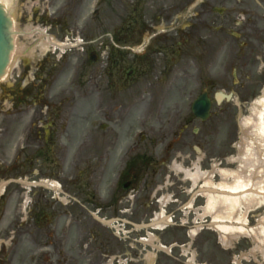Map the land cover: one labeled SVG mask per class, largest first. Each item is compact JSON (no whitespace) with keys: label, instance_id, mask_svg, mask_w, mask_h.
<instances>
[{"label":"flooded vegetation","instance_id":"flooded-vegetation-1","mask_svg":"<svg viewBox=\"0 0 264 264\" xmlns=\"http://www.w3.org/2000/svg\"><path fill=\"white\" fill-rule=\"evenodd\" d=\"M94 1L13 0V3L55 4L59 2V6H62L61 13L64 14L67 11V15L77 21L84 18V7ZM99 1L104 3V11H111L115 2H119L121 7L119 24L114 28L109 27L107 33L131 37L128 39L129 42L124 41L126 45L122 43L109 45L104 54L102 67L105 83L102 97L104 109L100 111L109 125H100L97 128L92 125H84L83 128L87 129L88 134L81 138L80 131L74 130V127L68 124L73 108L71 110L63 108L65 99L61 95H59V122L63 115L69 118L65 121L66 124L64 122L59 124V130L52 123L41 125L42 112L34 114V120L25 130L26 136L23 140L26 148L29 146L37 150L33 156L25 158L23 161L30 167L36 159L46 162V164H54L52 162L54 154H56L60 194L65 195V198L59 196V202L57 200L49 204V200L43 196L44 205L40 210L27 211L25 220L21 222L25 228L24 234L29 244L40 247L42 255L40 262L37 258L33 262L25 261L23 264H59L60 261H65L67 264L68 261H74L71 258H63L62 255L59 258L61 254L59 244L65 243L62 241L59 243V225L65 216L68 217L65 227L67 231L71 227L75 238L77 236L79 239L84 233H93L96 236L95 245L93 246L91 243L89 245V249L92 251V264H107L112 255L121 256L123 243L116 236L106 237L107 228L102 226L96 216L116 215L123 218L125 214L127 215V202L124 197L129 191L132 192V206L137 207L139 204L141 209H144L143 207L147 210L152 209L149 204L143 205L142 191L147 190L150 183L162 174L163 168L175 148L196 147L199 151L205 150L206 152L209 139L219 132V128H223L222 118L227 112L223 110V106L226 107L230 104L222 91V77L218 76H210L205 80L199 76L195 98L191 102L185 101L189 100L191 81L196 70L198 75L202 73L210 75L209 70L217 68L218 53L224 47V26L223 21L219 18H222L224 13L222 8L212 5L231 0ZM240 1L242 0H235L237 4ZM65 6L67 7L65 8ZM89 15H92L91 19L93 20L97 14L93 10ZM208 16L213 18L208 19ZM183 17L188 22H184L182 29L183 25L177 26V24ZM190 18L193 19L190 20ZM234 24L237 29L234 34L237 47L248 50L250 55L252 54L254 59L258 60L257 53L264 52V0H248L247 17L234 21ZM169 34L183 37L184 40L182 43H177L173 36H168ZM133 38L140 39L142 43L135 45L138 41L132 42ZM134 48L139 49L134 50ZM128 51L133 53L131 59ZM181 51L189 63L182 70L177 71L173 62L168 67L164 61L161 70L158 69L159 64H154L155 62L159 63L156 54L164 53L166 58V54L174 57L180 55ZM44 58L41 62L44 61ZM200 58L209 60L205 61ZM261 58L263 57L261 56ZM129 61L130 67H128ZM99 62L100 57L96 55V61L89 64L95 66ZM21 64L27 63L22 60ZM191 65L196 66L195 73L192 74ZM24 66L27 68L29 64ZM204 69L205 71H203ZM37 71H40V66L36 68V72H33V78H30L23 86V90L36 81L34 76ZM214 73L216 72L214 71ZM21 74L20 71L16 78H20ZM136 74L145 77L144 81L154 87L149 106L150 110L152 107L156 108L154 111L155 121L161 123L158 132L162 135L157 134L148 143L147 135H144L141 136L139 142L130 144L124 131L112 129L114 128L111 125L112 105L113 102H116V91L124 92ZM163 74H166L167 78L161 77ZM259 77L264 79V72H261ZM95 78L92 76L89 79L94 90L90 94H84V98H88L93 108L96 101L95 95L98 92L96 91ZM83 80H85L83 76L75 79L78 89ZM165 82H168L167 85ZM16 85L21 86L19 83ZM78 94L79 92L72 96L81 98V94ZM200 97H205L210 107L207 113L208 119L205 121L196 118L192 113V105ZM70 101V106L72 107L73 104L75 106L76 98H72ZM14 105L15 102H13L11 111H14ZM126 113L119 108L118 113L115 114L117 122L123 124ZM45 115H47L46 111ZM167 139H169L167 146L160 149L161 144H165ZM15 142H18V137ZM74 147L77 149L69 157V149ZM55 148H61V151L55 153ZM153 186L147 190V196L150 195ZM57 206L58 208H56ZM84 212L90 215V219H87ZM101 234H103L102 238Z\"/></svg>","mask_w":264,"mask_h":264},{"label":"rangeland","instance_id":"rangeland-1","mask_svg":"<svg viewBox=\"0 0 264 264\" xmlns=\"http://www.w3.org/2000/svg\"><path fill=\"white\" fill-rule=\"evenodd\" d=\"M114 5L111 11L105 10L103 13L98 14L101 4L99 0H95L90 5L84 7V18H80L77 21L69 17L67 11L64 14L61 13L60 8L62 6H59V2L55 4H11L8 7L15 30L18 33L15 38L16 51L14 63L16 58H21L29 61V66L26 68L24 66L26 64H19V67L16 69L10 67L7 78L0 83V184L7 183L4 187V195L0 197V264H23L25 261L27 263L33 262L37 258L39 259L38 262H40L42 251L39 246L35 247L31 243L29 244L24 234V225H21V222L26 217L25 207L27 203H29L27 211L31 209L40 210L44 205L43 196L49 200V204H52L54 193L46 191L43 187L30 186V184L34 182L39 183V179L59 182L58 170H56V154L53 157L52 163L54 164H46V162L36 159L32 167H30L23 161L25 158L28 159L30 156H33L37 150L29 146L26 148L23 140L26 136L25 130L28 129L31 121L34 120V114L42 112L43 120L41 121V125L44 126L45 124L49 125L52 123L59 130V124L63 122L66 124L67 122L65 121L69 118L63 115L61 122H59V95H61L65 99V103L63 101V108L66 110L73 108L68 124L73 126L74 130L80 131L81 138L88 134L86 132L87 129L83 128L84 125H92L96 128L100 125H109L105 116L101 113L104 109L102 97L105 87L102 67L104 65L103 56L107 47L112 44H119L115 41L114 34L107 33L109 27L114 28L120 22L121 7L119 6V2H115ZM212 6L224 10L222 18H219V20L223 21L224 26V47L218 53L220 62H216L217 68L209 70L211 72L210 75L207 73L198 75L197 70L195 73L196 66L191 65V74H195L191 81V89L188 94L189 100L185 102H191L195 98L197 78L199 76L204 80L210 76L222 77V91L224 93L231 92L234 96V101L226 107L223 106V110L227 111L222 118L221 125L223 128H219V132L209 139L206 152L209 158H218L227 169L235 170L238 162L229 165L225 163L227 160L236 159L240 155L239 150L234 148L235 145L241 143L239 122L242 119L250 117V105L253 102L251 99L256 95L260 96L259 93L264 87V81L258 79L261 68H264V52L257 53V60L254 59L252 54L250 55L248 50L239 49L236 45L237 40L234 38V34L237 29L234 21L247 17L248 0H242L239 4L235 0L224 1L223 3H214ZM93 10H95L97 15L92 20V15H89V13ZM70 11L73 12L72 10ZM192 13H195V11H192ZM211 18L213 17L208 16V19ZM184 22L188 21L183 17L182 20L178 21L177 26L181 24L183 25L181 27L183 29ZM29 27L32 30L38 28L46 31V35L57 43L64 44L67 42L68 45L73 44L75 47L66 50L61 55V58L59 50H57L55 53L49 52L43 62H40L41 59L33 61V58H30L32 57L31 52L39 53L37 47L40 39L45 40V37L39 39L40 34L37 33L31 34L30 38L23 36V33ZM168 36H173L177 43H182L184 40L183 37H177L172 34ZM120 38L123 45H126L124 41L129 42L127 36L122 35ZM133 41L135 43L138 41L135 45L142 43L138 38H133ZM77 42H81L82 44L77 45ZM135 49L138 50L139 48ZM92 50L97 51L102 57L101 61L95 66H91L88 63V54ZM128 53L131 59L133 53L131 51H128ZM166 55V58L164 57V53L155 55L159 63L155 62L154 64H159V70L162 69L164 61H166L168 67L173 62L177 71L189 65L182 51L180 55H175L174 57L169 54ZM207 55L210 56L209 54ZM201 60L208 61L209 59ZM128 63V67H130V61ZM38 66H40V71H37V74L34 76L36 81L23 90V86L27 84L30 78L32 79L33 72H36ZM20 71L22 74L17 79L16 75ZM82 76L85 80L82 81L78 89V86L75 85V79ZM92 76L96 77V91H98L95 95L94 108L91 107L88 98H84V94H90L94 90V87L89 82ZM161 77L167 78L166 74H163ZM143 78L145 77L137 74L134 75L124 92L116 91V102H113L112 105L113 116L111 117V125L114 126L112 129L124 131L126 139L130 144L132 142H139L141 136L144 135H147V143L150 139L155 138L157 134L162 135V133L158 132L161 123L155 121L154 111L156 108L152 107L150 110L151 107L149 106L154 87L152 84L144 81ZM15 81L21 86L18 87ZM167 83L165 82V85ZM78 92L81 94V98L72 96ZM142 97L144 98L143 100ZM72 98H76V104L75 106L73 104L71 107L70 99ZM13 102H15L14 111H11ZM119 108L127 112L123 124L117 122L115 117ZM91 109L93 110L91 111ZM45 111L47 115H45ZM14 114L16 116H13ZM44 120L47 121L45 122ZM83 130L84 132H82ZM17 137L18 142H15ZM168 142L169 139L166 140L165 144H161L160 149L166 147ZM76 149L77 147L70 148L68 156H72ZM181 149L183 148H175L174 150ZM57 151H61V148L54 149L55 153ZM190 151V149H187L186 152ZM45 164L47 165L46 167L44 166ZM161 176L162 174L156 177V180L150 183L149 188L152 185L160 184ZM9 181H16L17 183H9ZM217 182L218 179L216 178L215 183ZM174 188L176 189L175 192H177L178 183ZM147 190L142 191L141 189L142 203L145 202L148 195ZM197 204H203V200L200 199ZM137 209L142 210L140 213L143 217L149 214V211L141 209L139 204H137ZM137 212L139 213V210ZM84 213L87 215L86 212ZM87 219H90V215H87ZM67 220L68 217L65 216L59 225V243L60 241L65 242L63 245L59 244V252L61 253L59 258L63 256V258L74 259V261H68L67 264H92V251H90L89 245L90 243L93 246L95 245L96 236L93 233H84L79 239H77V236L75 238L71 227L68 231L65 227ZM247 220L249 221L248 227L256 231V241L251 238H240L236 244L232 245V249L227 251L222 249L218 243L217 235L206 230L195 239L196 241L192 245V252L194 253L195 251L196 254L194 253L195 256L193 255V262L191 264H264V205L261 204L253 212L251 211ZM127 230H131V228L128 227ZM184 230V228L183 230L170 229L164 232V234L155 232V235L157 237L160 236L163 245L177 241L179 245L183 246L188 242ZM111 232L106 231V237L111 236ZM79 234L81 235V233ZM144 236V232H140L139 234L133 232L128 235L130 239L128 241L132 242V240ZM102 237L103 234H101ZM139 249H141L140 245ZM147 253H152V250L147 248L146 252H143V256ZM167 255H169L168 252ZM170 255L171 258L162 253L158 254L159 259L157 264H190V255L186 258L183 257L179 248H175ZM59 264H66V262L60 261Z\"/></svg>","mask_w":264,"mask_h":264},{"label":"bare ground","instance_id":"bare-ground-1","mask_svg":"<svg viewBox=\"0 0 264 264\" xmlns=\"http://www.w3.org/2000/svg\"><path fill=\"white\" fill-rule=\"evenodd\" d=\"M0 3L5 4V9L8 10V7L13 4V0H0ZM36 32L44 35L42 31L32 30L29 27L23 36L30 38L31 34ZM50 46L60 48L61 52L68 47V45H60L47 38L46 40L40 39L37 48L41 54H44ZM250 111V117L239 122L241 143L238 150L241 153L237 161L241 166L238 167L235 174L219 172L222 182L217 185V188L221 190V193L215 189L216 192L205 194L208 206L217 208L214 217L216 220H236L239 224V226H232L225 225V221H214L211 225L219 233V241L225 248L230 247L240 237L247 236L256 241V231L247 229L245 226V215L249 210L255 209L261 204L264 205V92L250 106ZM229 176L233 179L232 183L227 182ZM39 185L47 186V183L41 182ZM3 187L4 184H0V193ZM48 188L55 190L56 186L51 185ZM240 208L244 210L243 215L239 218L231 217ZM156 225L161 227L162 222H158Z\"/></svg>","mask_w":264,"mask_h":264},{"label":"water","instance_id":"water-1","mask_svg":"<svg viewBox=\"0 0 264 264\" xmlns=\"http://www.w3.org/2000/svg\"><path fill=\"white\" fill-rule=\"evenodd\" d=\"M5 7V4H2ZM0 3V78H2L7 70L10 62V55L13 50L12 45V22ZM201 101H198L193 106V113L197 114L196 111L199 109ZM198 117L199 114L197 115ZM204 119V116H202Z\"/></svg>","mask_w":264,"mask_h":264}]
</instances>
